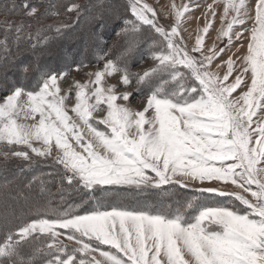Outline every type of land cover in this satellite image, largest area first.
<instances>
[{
  "label": "snow or ice",
  "instance_id": "snow-or-ice-1",
  "mask_svg": "<svg viewBox=\"0 0 264 264\" xmlns=\"http://www.w3.org/2000/svg\"><path fill=\"white\" fill-rule=\"evenodd\" d=\"M216 2L223 3V14L212 43L206 37L217 13L208 4L189 47L181 27L192 4H173V23L164 25L144 0H127L130 14L119 17L117 33L126 47L117 60L101 56L103 69L90 74L94 79L75 82L70 109L71 92L62 95L60 86L67 73L41 69L35 61L30 82L29 66L21 65L20 83L0 87V168L12 159L26 170L52 161L47 178L34 175L14 195L10 184H0L5 198L27 201L33 191L43 198L54 185L62 202L65 195L77 196L85 205L83 214L75 204L54 207L50 201L26 219L5 213L0 264H264V167H258L264 165V0H254L251 10L248 0ZM81 8L73 2L66 12L79 16ZM49 11L60 15L54 5ZM38 13L27 0L0 4L5 67L15 62L13 46L31 45L35 54L69 29L49 25L33 32L32 23L8 20L19 15L39 21ZM96 19L103 30V17ZM141 42H149L153 63L132 73L128 61ZM115 74L117 86L141 94L142 109L128 106L132 92L101 86ZM97 111L104 115L93 123ZM194 184L200 186L191 199L151 210L111 201L106 207L96 196L118 188L159 195Z\"/></svg>",
  "mask_w": 264,
  "mask_h": 264
},
{
  "label": "rangeland",
  "instance_id": "rangeland-1",
  "mask_svg": "<svg viewBox=\"0 0 264 264\" xmlns=\"http://www.w3.org/2000/svg\"><path fill=\"white\" fill-rule=\"evenodd\" d=\"M25 0H16L17 4H23ZM30 5L38 6L41 19L39 21H30L27 17H21L19 15L9 16L8 20L14 23H19L24 20L25 23H32V31L35 32L38 27H47L49 25H57L61 27L64 24H68L69 29L64 31V34L53 39L48 47L37 46L35 54L31 45H25L16 49V53L13 51V47L10 48V56L14 58V63H9L7 67L3 65V53L0 56V87L6 85L7 88L11 89L13 82L20 83L21 73L19 68L21 65H28V80L29 82L35 76V70L33 68V62H38L41 69L64 71L67 76L64 81L60 82L62 89L61 94L71 92L72 100L66 101V106L70 109V106L75 102L74 100V84L80 82L81 84L94 79L90 74L95 73L97 70L103 69L104 60L100 59L105 54L108 58L117 60L121 56L124 48L126 47V41L117 33L123 28L122 22L119 20L120 16H125L130 13L125 12V4L127 0H27ZM77 3L81 5V12L79 16L75 13L69 14L66 12V6L70 3ZM147 4L152 6L157 12L158 20L164 25H171L173 23L172 8L173 4L178 7L183 4H192L193 8L190 13L183 19L181 33L184 41L190 47L194 43V35L197 24L202 28L204 25L203 13L207 9L208 4H212L216 9L217 15L213 19V27L210 29L211 35L206 37V43L210 45L212 39L215 37L217 30L221 26V15L223 14V3L217 4L216 0H144ZM4 3V0H0V4ZM199 6H196V5ZM254 0H248L249 9H252ZM56 6L59 9L60 15L53 17L50 11L45 14L46 9H51L52 6ZM103 17L104 28L100 30L97 27L98 17ZM199 18V20H197ZM5 17L0 14V22H3ZM249 26L251 23L249 22ZM3 32L0 31V38H2ZM227 38H225V41ZM147 41V36H145ZM245 48L240 50V54L246 52ZM223 46V45H221ZM149 42H141L139 47L134 51L129 59L132 73H142L145 69L152 66V60L149 58ZM224 59L227 56L223 57ZM119 62V61H117ZM219 61H217L218 63ZM77 65H80L79 71H75ZM87 65V66H84ZM119 74H115L112 77H105L102 81V87L117 86L119 81ZM135 80H133V84ZM73 87L70 89L69 86ZM117 94L123 93L124 91L132 92L130 104L128 106L133 110H140L143 107L141 103V94L136 92L134 87L125 88L123 86L116 87ZM118 103L125 104L123 100H119ZM70 115H73L69 111ZM103 112L97 111L94 113L93 123L99 118H102ZM38 119V117H37ZM255 119V117H254ZM32 123V121H27ZM101 130H104L103 125H96ZM34 159H38L35 158ZM3 163L0 158V164ZM52 161L49 159L45 163H38V165L32 169H24V162L17 159L9 161L6 168H0V184L8 183L11 185L12 194L14 195L17 189H22L23 186L32 179V177L40 176L47 178L51 169L48 167ZM258 167H264V165H258ZM215 183V182H214ZM200 185H190L189 188L195 189ZM205 186H208L207 184ZM226 190H234L231 185L225 186ZM255 187V186H253ZM175 191V196H173ZM50 195L45 197L38 196L35 191L30 194L29 200L20 199L13 201L12 199H6L3 190H0V218L5 213L9 214V219H13L12 213L21 218H29L34 213L31 209L35 208L38 204L51 202L52 206L59 207L65 204L77 205L76 211L81 214L85 211V205L79 203V197L69 198L67 195L64 197V201H61L60 195L57 194V188L53 185L50 189ZM249 199L251 197L247 193H243ZM23 195V193H22ZM192 193H183L178 189L170 190L168 192H160L159 195L151 193L136 194L128 191H116L107 192L97 195L98 199H103L106 202V207L111 205L124 207L128 209L138 208H158L163 202L165 206L170 203H175L176 199H191ZM228 197L219 198L218 200L213 199V202L227 201ZM111 201V205L107 202ZM237 204L239 202H236ZM87 210H91L95 206V202L87 203ZM243 210V206H241ZM14 222H18L15 221ZM64 231V230H61ZM63 239V237L61 238ZM67 243V241H65ZM105 249V246H101ZM106 250V249H105ZM114 251V250H113ZM98 256V254H97Z\"/></svg>",
  "mask_w": 264,
  "mask_h": 264
},
{
  "label": "trees",
  "instance_id": "trees-1",
  "mask_svg": "<svg viewBox=\"0 0 264 264\" xmlns=\"http://www.w3.org/2000/svg\"><path fill=\"white\" fill-rule=\"evenodd\" d=\"M90 1H92V0H90ZM53 27H58L57 25H54ZM0 31H2V24H0ZM3 32V31H2ZM25 45L24 44H21V45H19V47L18 48H20V47H24ZM16 49H17V47L16 46H14L13 47V52L14 53H16ZM0 56H1V53H0ZM179 191H181V192H183V193H192V194H194V189H192V188H187V189H178ZM116 191H118V192H120V191H128V192H132V193H136V194H142V193H137V192H134V191H130V190H128L127 188H118V189H116V190H114V191H109V192H116ZM101 193H103V192H98V193H96V196L97 195H99V194H101ZM152 194V193H151ZM154 194V193H153ZM160 194V193H159ZM156 195V194H155ZM205 195H208V194H205ZM72 197H74V196H72ZM75 198H76V196H75ZM78 198V197H77ZM219 198H223V197H213V199H216V200H218Z\"/></svg>",
  "mask_w": 264,
  "mask_h": 264
}]
</instances>
